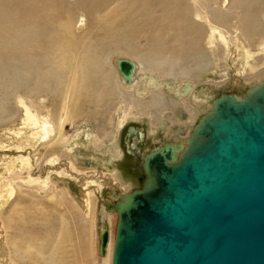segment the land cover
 <instances>
[{
  "label": "rangeland",
  "instance_id": "rangeland-1",
  "mask_svg": "<svg viewBox=\"0 0 264 264\" xmlns=\"http://www.w3.org/2000/svg\"><path fill=\"white\" fill-rule=\"evenodd\" d=\"M107 1L108 3H101L103 9L100 15H111L112 11L117 9L119 20L133 4V1ZM224 1L225 5L219 9L220 13L228 12L232 0ZM251 15L254 24L261 26L258 35H253L248 40L249 48L253 52L255 68L253 70L244 66V56L242 52L240 53L241 45L233 39L232 41L237 44L230 47L229 51H226L223 45H221L223 47L218 45V48L208 50L205 45V36L208 31L203 32L201 44L204 52L202 53L203 65L197 69L195 67H198V61L194 60L197 59V55L182 59L175 48L167 51L160 48L163 40L172 36L173 32H162L158 36L160 42L151 44L153 41L146 40L145 31L138 33L135 28L126 27L117 32L119 41L122 37L121 42L124 45L120 44L117 51L110 54L107 70L110 67L112 69L114 61L119 58L144 64L149 72L145 76L148 78L151 76L157 81L158 89L151 87L145 94L138 96L133 87H124V83L112 69L113 77L108 78L109 81L107 79L104 81L107 91L109 90L107 94H98L99 96L95 93L90 94V99L100 102L98 105L95 101L87 103L82 108L61 109L64 97L67 102L66 91L61 95L54 93L48 97L42 95L48 100H36L43 109H32L33 114L40 110L39 114L42 118L45 116L44 118L49 119L50 115L52 118L57 117L52 119L54 122L58 121L63 113L68 116V120L63 124L61 138L57 137L58 129L56 128V141L52 140L49 145L42 142L39 137L36 139L30 137L31 133L28 130L31 126L24 127L23 124L24 109H14L12 114L8 112L9 117L4 119L5 121L1 117L4 118L7 113L5 109H0V217L2 218L0 222H11L9 227H6L5 233H1L3 236L0 238V249L4 248L6 253L9 249L10 264H33L36 263L34 260L45 264L103 263L96 248L99 233L107 226L109 215L116 214L108 211L107 214L104 213L103 206L108 210L114 205L118 196L141 190L145 180L142 171L143 158L162 146L172 145V141L184 143L188 134L190 135L199 121L206 116L194 105L192 98L182 101L184 98L177 94V86H191L192 95L195 93L198 96L205 93L208 99L204 107L207 108L210 107L212 98L236 94V96L244 97L254 86L253 84L263 83L264 55L259 53V49L262 42L264 43V0H258V6ZM114 19L113 15L112 20ZM126 31L129 32V39L123 38ZM96 32V29H91L85 36L80 32L76 33L72 40H66L69 43L66 48L69 49V57H65L66 60L63 61L64 68L72 69L79 66L84 69L86 65L83 67V63H102L106 59L102 56L101 44L92 39V35ZM239 42L243 44L241 39ZM23 68L26 79H33L36 75L39 79L44 71L41 61L35 58L26 60ZM1 73L3 71L0 69ZM2 83L0 79V84ZM143 84L145 83L142 82L141 85ZM3 96V90L0 89V105L4 101ZM53 106H56V109ZM17 131L21 133L24 131V133L17 137L13 135V132ZM139 133L142 134V139ZM169 135H175L178 138ZM87 138L92 140V146L90 144L88 149H85L80 144ZM112 142L116 143L120 157L113 158L111 169L90 160L91 155L98 154L97 156L101 158L102 152ZM75 143L79 145L77 151L76 148L71 150V146L75 147ZM90 150H95L97 153ZM79 152L85 157L77 156ZM107 155L106 153L103 157L106 158ZM73 159L78 160V163H75L76 169L69 168ZM112 170L123 180L121 183L109 174ZM86 182H95V184L94 187H90V191L84 192L83 186ZM53 195H56L57 199H53ZM59 195H63L66 199L65 203H61L62 205L58 202ZM87 195L90 196L91 202L84 209ZM18 220L21 222L27 220L31 223V227L28 225L30 229L26 227L20 229L21 224L17 225ZM46 221L47 225L38 224ZM33 224H36V228L32 226ZM1 257H5V253H0V259Z\"/></svg>",
  "mask_w": 264,
  "mask_h": 264
},
{
  "label": "bare ground",
  "instance_id": "bare-ground-1",
  "mask_svg": "<svg viewBox=\"0 0 264 264\" xmlns=\"http://www.w3.org/2000/svg\"><path fill=\"white\" fill-rule=\"evenodd\" d=\"M123 1H133V4L128 7V12L121 20H119L116 13L117 9H114L111 15H100L103 9L101 3H108L107 0H0V69L3 71V73L0 74V79L3 81V83L0 84V89L3 90L4 95V101H2L0 109H5L4 111L7 113V117L4 116V118L1 117V119H7L9 117L8 112L12 114L14 109L21 108L25 110H23L24 116H22L24 117V127L28 125L31 126V128L28 127V131L31 133V138L36 139L39 137L42 142H46V144L49 145L52 143V140L56 141V128L58 129L57 137L61 138L63 124L68 120L67 114L63 113L64 118L63 115H60L58 118L59 120H56V122H54L52 119H56L57 117L52 118V115H50L49 119L44 118L45 116L42 118V116L39 114L40 110L38 113L33 114V111H31L32 109H43L40 108L36 100L45 101L48 99L44 98L42 95H45L46 97H48V95L51 93H54L55 95H61L66 91V93H68L67 102L66 97H64L63 108L61 109L82 108L87 103H92L95 101H97V105L100 104L98 100L90 99V94L95 93V95L97 94V96H99L98 94L103 95L108 92L109 90L107 91L108 88L106 89V84L104 81L113 77L114 72L112 69L116 72V76L118 75L115 65V61L117 59L114 61L113 66L111 65L112 69L110 67L109 70H107V65L108 61H110V54L116 52L120 44L124 45L121 42L122 37H120L119 41L117 32L126 27L131 29L135 28L138 33L145 31L146 40L150 39L153 41L151 44L154 42L158 44L160 42L158 41V36L162 32H173L172 36H168L165 40H163L160 48H162L163 51L175 48L176 53L182 59L189 57L191 58V56L194 54L197 55V59H194L198 61V67H195L197 69L203 65L202 58L204 56L202 53L204 52L202 51L203 46L201 44L203 41V32L208 31V34L205 36V45L207 46L208 50H214L218 48V45H223L226 51H229L230 47L236 46V44L239 43L241 45L240 53L242 52L245 60L244 66H246L249 70H253L254 58L253 52L249 48L248 40L251 36L258 35V33L261 31V26H256L254 24L253 16L251 15L258 6V0H232L227 13L219 12V9L225 5L224 0L221 2L219 0ZM113 15L115 16L114 21L112 20ZM91 29L97 30V32L92 35V39L101 44L103 47L102 56H105L106 59L103 60L102 63H83V67L86 65L84 69L80 68L79 66L72 69H68L67 67L64 68L63 61L66 60L65 57H69V49H66L69 43H67L66 40H72V37H74L76 33L80 32H82L83 36H85ZM123 38L129 39L128 31L125 32ZM106 39H108V41H105ZM232 39L237 43L235 44ZM240 39L242 40L243 44L239 42ZM173 43L175 45H172ZM259 53L264 55L263 42L260 45ZM30 58H35L37 61H41L44 71L41 73V78L39 79L38 75H36L33 79L24 78L25 70L23 68V63ZM135 66V73L131 83L126 84L121 79V82L124 83V87H133L136 89L135 91L138 93L137 95L142 96L149 90V88H157L159 86V83H157V81H155L151 76L149 78L145 76V74L149 72L145 69L144 64L135 63ZM246 67H244V69H246ZM142 82L145 84L141 85ZM253 85L254 86L252 89L250 88L251 90L256 89L262 84L256 83ZM177 89V94L184 98L182 101L192 98L194 105H196V107H198L199 110H201L207 116L213 113L211 102L210 107H204L206 99H208L205 93L199 94L198 96H196L197 94L195 93L192 95L193 88L189 85H183L179 87L177 86ZM57 107V109H59V106ZM54 108L56 109V106ZM23 133L17 131L13 132V135L19 137ZM190 135L188 134L184 143L179 144L174 143L177 142V140L174 142L172 141L171 146L174 150L175 157H182L192 138ZM172 136H174L176 139L178 138L175 135H171L170 137ZM141 138L142 136L140 139ZM39 139L37 140L39 141ZM92 140L87 138L84 143L80 145L85 149H88ZM78 146V143H75V147L72 148L71 146V150L76 148L75 150L77 151ZM20 147L22 148V146ZM54 149L56 150V148ZM85 151L88 152L87 150H84V152ZM92 151L95 152V150ZM119 152L116 143L112 142V144H110V146L102 152L101 158L97 156L98 154L91 155L90 160H92V162L96 163L97 165H103L105 168L111 169L113 158L120 157ZM96 153L97 152H95V154ZM106 153L108 154L107 157H110L104 158ZM77 156L82 157L84 154L79 152ZM57 160L59 159L57 158ZM77 161L78 160L73 159V162H70L69 168L73 167L76 169L75 163H78ZM113 170L109 172V174L116 177L118 182L121 183L123 180L117 176ZM94 184L95 182H86L83 186V188H85L84 192L90 191V187H94ZM101 185L102 184H100V186ZM54 187H56V185ZM89 195H87V198L85 199L86 202L84 203V209L90 205L91 198ZM52 198L57 199V196L53 195ZM58 202L60 204L66 202V199L63 195H59ZM102 211L107 214V210L104 206ZM105 215L102 216L106 218ZM114 215H109L107 223L109 238L105 255L103 257L99 255V257L103 260L102 264H112L114 238L117 223V214ZM49 217L47 219H49ZM0 219L2 220L1 217ZM26 222H21L18 220L17 225L21 224L19 227L20 229H23L24 227H26V229H30L28 225L31 227V223ZM10 224V221L8 223L0 222V238L3 236L1 233H5L6 227H9ZM38 224L47 225L48 223L46 221L44 223ZM32 226L36 228V224H33ZM101 232L102 230L100 233ZM96 248H98L97 250L99 252V242L98 247ZM0 253H5V257H1L2 259H0V263L10 264L11 259L9 249L6 253V250L1 248ZM34 261L36 263L33 264H45L36 260Z\"/></svg>",
  "mask_w": 264,
  "mask_h": 264
},
{
  "label": "water",
  "instance_id": "water-1",
  "mask_svg": "<svg viewBox=\"0 0 264 264\" xmlns=\"http://www.w3.org/2000/svg\"><path fill=\"white\" fill-rule=\"evenodd\" d=\"M115 65L131 83L135 63ZM251 89L212 98L182 157L169 144L143 158L142 189L107 210L112 264H264V81ZM108 238L105 226L101 257Z\"/></svg>",
  "mask_w": 264,
  "mask_h": 264
},
{
  "label": "crops",
  "instance_id": "crops-1",
  "mask_svg": "<svg viewBox=\"0 0 264 264\" xmlns=\"http://www.w3.org/2000/svg\"><path fill=\"white\" fill-rule=\"evenodd\" d=\"M142 139V138H141Z\"/></svg>",
  "mask_w": 264,
  "mask_h": 264
}]
</instances>
